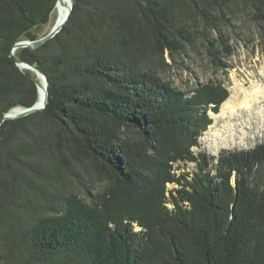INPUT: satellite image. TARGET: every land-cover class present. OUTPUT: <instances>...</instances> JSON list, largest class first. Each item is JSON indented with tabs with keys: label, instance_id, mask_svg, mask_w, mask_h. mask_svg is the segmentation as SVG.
Segmentation results:
<instances>
[{
	"label": "trees",
	"instance_id": "16d2710c",
	"mask_svg": "<svg viewBox=\"0 0 264 264\" xmlns=\"http://www.w3.org/2000/svg\"><path fill=\"white\" fill-rule=\"evenodd\" d=\"M55 2L0 0V121L37 100L10 52L48 32ZM233 2L264 52V0H72L52 38L14 51L48 96L0 123V264H264V140L208 154L227 87L158 71L190 42L182 13L216 29ZM218 44L209 60L226 67Z\"/></svg>",
	"mask_w": 264,
	"mask_h": 264
},
{
	"label": "rangeland",
	"instance_id": "374dc122",
	"mask_svg": "<svg viewBox=\"0 0 264 264\" xmlns=\"http://www.w3.org/2000/svg\"><path fill=\"white\" fill-rule=\"evenodd\" d=\"M232 5L231 12H226V7L223 9L226 16L221 24L216 25V29L204 27L202 17L197 14L182 13L184 26L189 31L188 38L190 42L184 50L176 55L175 60L165 53L167 64L158 67L160 76L166 81H170L178 89H190L195 84L204 83L209 79L222 81L228 91L231 88L235 91L232 100L228 103V108L235 104L237 97L238 99L242 97L243 91L248 92L250 90L252 82H261L258 75L259 71L264 69V52L258 37L259 27L252 19V14L247 5L243 6L237 2H233ZM54 18L55 9L52 12L50 22L44 28L45 32L52 26ZM214 38H220L221 40L222 44H218V48L224 56L222 60L225 61L226 67L215 66L209 60L210 57L205 45ZM242 118L247 119L246 116ZM226 121L231 124L240 123V119L237 117L231 120L223 118L216 123L212 119V125L210 124L203 137L206 136L209 130L212 132L220 129ZM244 123L247 127L250 125L248 122ZM263 140L264 130L246 129V136L242 134L240 141L237 140L238 143L214 151L213 148L205 146L200 138L201 149L213 156L224 149H247ZM193 166L192 163H188L185 167L188 171ZM93 186L99 187L100 184L95 182L91 187ZM75 189L82 193V185L77 184Z\"/></svg>",
	"mask_w": 264,
	"mask_h": 264
},
{
	"label": "bare ground",
	"instance_id": "6f19581e",
	"mask_svg": "<svg viewBox=\"0 0 264 264\" xmlns=\"http://www.w3.org/2000/svg\"><path fill=\"white\" fill-rule=\"evenodd\" d=\"M69 7L70 0H61V2L57 4L52 25L55 22H60L67 15ZM21 69L29 70V68L25 66H22ZM258 78L261 82H252L250 90L248 92L243 91L242 97L240 99L237 97L235 104L228 108V103L235 94L232 88L229 90L230 94L228 98L220 105L218 113L211 114V118L213 122L216 123L223 118L231 120L237 117L240 119V123L231 124L229 121H226L221 125L220 129L212 132L210 130L207 131L206 136L201 137L205 146L213 148V150L216 151L222 147L238 143L237 140L240 141L242 134L246 136V129H253L255 131L264 130V69L259 71ZM38 83L39 87L36 101L40 104L43 100L44 84L40 78L38 79ZM243 116H246L247 119L242 118ZM244 122H248L250 125L247 127L244 125Z\"/></svg>",
	"mask_w": 264,
	"mask_h": 264
},
{
	"label": "water",
	"instance_id": "95a60500",
	"mask_svg": "<svg viewBox=\"0 0 264 264\" xmlns=\"http://www.w3.org/2000/svg\"><path fill=\"white\" fill-rule=\"evenodd\" d=\"M61 0H56L55 2V7L54 9H56V6L58 3H60ZM72 9V0H70V7H69V11L67 13V15L60 21V22H55L50 29L48 30V32L46 34H44L43 36L39 37L38 39L35 40H21L16 42L11 49V55L14 59L15 65L21 69L22 66H25L27 68H29V70L33 71L36 75V87H37V92H38V87H39V83H38V79L40 78L43 81L44 84V95H43V100L42 103L38 104L37 101H35V103L30 106V107H15L13 108L11 111L7 112L1 119L0 123H2L4 120H9V119H16L19 117H23L26 116L30 113L39 111L41 109H43L47 103V96H48V81L46 76L35 66L23 61L22 59H20L19 57H17L16 55H14V51L18 48H22V47H30V48H35L41 44H43L45 41H47L48 39L52 38L63 26V24L65 23V21L68 18V15L70 13ZM211 114H215L213 112H211ZM210 114V116H211ZM232 184H235V179L234 177H232Z\"/></svg>",
	"mask_w": 264,
	"mask_h": 264
}]
</instances>
